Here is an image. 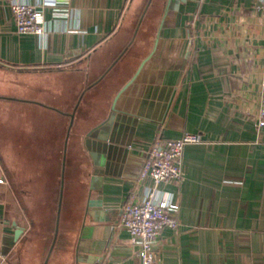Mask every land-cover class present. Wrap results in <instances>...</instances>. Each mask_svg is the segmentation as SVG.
<instances>
[{
	"label": "crops",
	"instance_id": "crops-1",
	"mask_svg": "<svg viewBox=\"0 0 264 264\" xmlns=\"http://www.w3.org/2000/svg\"><path fill=\"white\" fill-rule=\"evenodd\" d=\"M55 8L63 16L46 7L52 30L39 38L16 33L0 1V252L23 230L7 264H44L52 242L31 234L10 156L44 165L47 186L62 189L47 264H141L121 209L150 185L139 179L149 147L183 132L202 143L184 147L181 180L159 186L178 205V226L161 231L157 259L264 264L260 0H56Z\"/></svg>",
	"mask_w": 264,
	"mask_h": 264
},
{
	"label": "built area",
	"instance_id": "built-area-1",
	"mask_svg": "<svg viewBox=\"0 0 264 264\" xmlns=\"http://www.w3.org/2000/svg\"><path fill=\"white\" fill-rule=\"evenodd\" d=\"M6 2L13 13L16 33L30 34L44 38L51 30L44 10L52 7L53 17L63 16L57 12L56 0H0ZM263 10L260 24L264 27V0H260ZM261 90L264 91V69L261 73ZM264 126V100L260 102L257 113V127ZM202 143L199 134L183 132L173 140L155 141L147 150L139 179L144 183L140 200H130L121 209L120 226L138 246L137 256L141 264H162L156 256L154 245L165 228L175 230L178 226L176 212L178 205L169 195L159 189L162 183L179 182L182 178L181 160L184 147ZM1 182V180H0Z\"/></svg>",
	"mask_w": 264,
	"mask_h": 264
},
{
	"label": "rangeland",
	"instance_id": "rangeland-1",
	"mask_svg": "<svg viewBox=\"0 0 264 264\" xmlns=\"http://www.w3.org/2000/svg\"><path fill=\"white\" fill-rule=\"evenodd\" d=\"M14 153L16 155V151ZM10 157V160L15 162L8 165L9 175L14 185H18L16 191L24 193L19 194L18 198L25 209L27 219L32 224L31 234L34 238L42 237L43 234H39L41 231L38 225L42 217L50 216L49 213L51 214L52 202H50L49 197L55 194V188L54 186H47L52 181H49L44 173L39 172V170L44 168V165H34L30 160L26 162L28 159L25 155L21 157V160H17V156ZM43 236L49 237L50 233L48 232Z\"/></svg>",
	"mask_w": 264,
	"mask_h": 264
},
{
	"label": "water",
	"instance_id": "water-1",
	"mask_svg": "<svg viewBox=\"0 0 264 264\" xmlns=\"http://www.w3.org/2000/svg\"><path fill=\"white\" fill-rule=\"evenodd\" d=\"M141 69H142V64L139 66V68L137 69V71L135 72L133 77L126 83V85L120 90V92L118 94L123 92L129 85H131L135 81V79L137 78V76H138L139 72L141 71ZM81 96H80V98H81ZM80 98H79V100H80ZM78 103H79V101H78ZM78 103L76 104V107H77ZM76 107H75L74 111L70 114V122H69L68 131H67V136L69 135V130H70V128L73 125L74 114H75ZM107 122L108 121H106L104 124H106ZM102 126H103V124L93 128V130L90 131L88 136L89 137H95V134L97 133V131L100 128H102ZM63 170H64V161H63V165H62V173H63ZM61 204H62V189L60 191L59 198H58V208H57V213H56L54 234H53L52 242H51V245H50V248H49V251H48V255H47V258L45 259V263L44 264H47L48 257L50 255V253H51V251L53 249V246H54V244L56 242V239H57V235H58V231H59V216H60ZM22 233H23L22 229H16V231L13 234V236L8 238V239H6L5 244H6L7 248L0 252V256L3 258V259H0V264H7L8 263V259H6V258L8 256L9 249L12 248L15 245V243L18 241V239H19V237H20V235Z\"/></svg>",
	"mask_w": 264,
	"mask_h": 264
},
{
	"label": "trees",
	"instance_id": "trees-1",
	"mask_svg": "<svg viewBox=\"0 0 264 264\" xmlns=\"http://www.w3.org/2000/svg\"><path fill=\"white\" fill-rule=\"evenodd\" d=\"M42 106L47 107L45 105H42ZM52 109H54V108H52ZM60 169H61V165H60ZM59 174H60V171H59ZM59 182H60V180H58V183ZM58 189H59V187L57 186L56 193L52 197H49L50 198V202H52L51 203V209H50L51 210V214L49 213L50 216L46 215L45 217H42L41 220H40V223L38 225L39 228H40V231H41V232H39V234L40 235H42V234L45 235L46 233L49 232L51 240H52L53 234H54L56 213H57V208H58V198H59Z\"/></svg>",
	"mask_w": 264,
	"mask_h": 264
}]
</instances>
